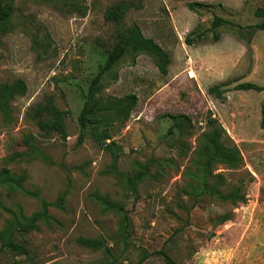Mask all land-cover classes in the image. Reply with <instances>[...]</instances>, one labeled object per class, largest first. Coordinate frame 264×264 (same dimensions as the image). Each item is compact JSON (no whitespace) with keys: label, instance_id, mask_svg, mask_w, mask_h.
<instances>
[{"label":"rangeland","instance_id":"rangeland-1","mask_svg":"<svg viewBox=\"0 0 264 264\" xmlns=\"http://www.w3.org/2000/svg\"><path fill=\"white\" fill-rule=\"evenodd\" d=\"M124 1L136 0H14L12 28L0 27V83L27 84L11 101V116L0 113V170L7 166L26 179L24 189L0 183V230L14 212L30 216L42 199L65 193L63 208L50 209L51 226L40 221L19 236L32 256L15 255L0 240V264H168L159 253L141 261L143 248H165L179 264H264V90L234 89L245 81L264 84V29L242 31L251 45L231 69L222 52L228 49L229 63L238 55L240 29L212 27L216 14L245 26L260 22L255 10L264 0H142L141 8L130 7L122 26L137 24L172 62L165 75L155 56L128 50L106 72L105 100L138 99L129 114L112 112L105 143L114 150H107L91 126L79 142L78 117L117 41L118 25L107 12ZM191 1L213 5L194 11ZM188 34L202 40L189 45ZM223 81L230 82L218 99L209 87ZM49 97L67 111L66 138L39 128L36 110ZM171 115L191 121L176 126ZM214 129L227 162L207 158ZM28 135L33 150L24 143ZM198 159L210 164L199 166ZM204 181L209 190L200 192ZM81 236L104 238L111 253L83 246Z\"/></svg>","mask_w":264,"mask_h":264},{"label":"trees","instance_id":"trees-1","mask_svg":"<svg viewBox=\"0 0 264 264\" xmlns=\"http://www.w3.org/2000/svg\"><path fill=\"white\" fill-rule=\"evenodd\" d=\"M142 0L136 1H124L118 5L112 7L106 15L109 21H115L118 25L117 29V41L113 44L112 48L107 54L106 61L99 67L98 72L90 82L88 92L85 95L84 106L79 114L78 120L81 126V134L79 142L84 140L86 131L91 126V133L93 138L103 144L107 150L113 149V142L105 143L111 138L108 127L112 125L113 116L112 112L117 110L118 112L126 111L129 114L137 104V96L134 94L128 95L124 101L121 100H105L100 94L102 87V80L106 72L111 70L128 52V50L134 52H147L156 57V64L159 70L163 74H168L169 65L172 62L170 53L165 50L161 44H159L154 38L147 37L143 34L141 28L137 24L122 26L125 14L130 7L141 8ZM211 3H202L199 1H191L188 3V7L194 11H198L201 6L210 7ZM15 4L14 0H0V27L3 31H8L12 28L11 21L14 14ZM257 17L261 18V21L256 24L242 25L236 24L233 20L227 19L221 15H214L212 20V27L217 28L226 24L234 25L240 29L236 32L239 39L246 42L248 46L251 45V40H246L243 34L244 29H251L252 34L257 30L264 29V7H258L255 10ZM212 38L215 42L221 39L220 33H214ZM202 39L194 41L191 34L185 37V41L189 45H193L196 42H200ZM230 81H223L221 83L214 84L209 87V92L218 99H224V95L221 91V87L227 86ZM235 90H257L263 91L264 84H258L251 81H245L238 83L234 87ZM27 92V84L24 79H17L11 83H0V113L5 117L9 118L12 114L11 101L18 95H23ZM36 115L38 119V125L42 134L46 137L51 136L55 133L60 134L63 138L67 137V124L66 117L67 111L62 110L55 103L52 97H49L44 103H41L37 110ZM174 119L176 126L186 125V122L191 121L188 115H171ZM215 123L214 120H211ZM103 125L104 130L101 132L98 130L99 126ZM260 126L264 129V101L261 104V120ZM172 130V129H170ZM221 131L214 129L210 132L207 137V151H210L207 156L210 163L215 158H221L228 161L227 158L223 157V150H221ZM34 135H28L24 139V143L30 150L35 149ZM210 163H204L198 159L197 164L199 166H207ZM195 174V173H192ZM25 175H17L11 172V170L4 166L0 170V183L7 185L11 189H24ZM202 189L200 192L208 191L209 185L207 181H204L201 185ZM30 192V191H29ZM216 194H222L219 191H211ZM36 194V193H33ZM223 196V195H222ZM65 201V193H61L56 201H49L42 199L41 208L34 212L32 215L27 216L22 211L14 212L12 218L6 223L3 230H0V240L2 242V248L9 250L15 255H26L27 257L32 256V249L30 243L25 239H20L19 236L29 233L33 230L39 229V222L43 221L48 226L52 225L55 220L50 213L52 207L63 208ZM107 206L115 208V205L107 203ZM170 238V237H169ZM169 240V239H168ZM78 241L83 246L91 249L99 250L103 249L107 253H111V249L104 238H92V237H79ZM159 253L164 256L168 264H179L175 258L165 249L162 248L158 251L151 252L146 248L142 249L141 261L146 260L152 254Z\"/></svg>","mask_w":264,"mask_h":264},{"label":"crops","instance_id":"crops-1","mask_svg":"<svg viewBox=\"0 0 264 264\" xmlns=\"http://www.w3.org/2000/svg\"><path fill=\"white\" fill-rule=\"evenodd\" d=\"M235 41H236L237 47L234 48V49H237L238 55H235V57H232L231 60H229L230 59V57H229L228 60L230 61V63L227 61V58H228V55H227L228 49H225L224 52H222V55L223 56L221 55L222 57H224L225 64L228 63V65L231 67V69H232L233 62L234 61L236 62V59L240 58L239 56H241V54L243 55L245 53L247 47H248V45L246 44V42L244 40H242V39H239V38L236 39L235 38ZM239 48H240V50H239Z\"/></svg>","mask_w":264,"mask_h":264}]
</instances>
